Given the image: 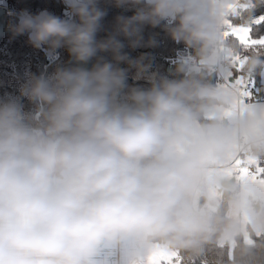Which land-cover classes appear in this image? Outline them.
Wrapping results in <instances>:
<instances>
[{"label": "clouds", "instance_id": "1", "mask_svg": "<svg viewBox=\"0 0 264 264\" xmlns=\"http://www.w3.org/2000/svg\"><path fill=\"white\" fill-rule=\"evenodd\" d=\"M63 2L9 11L71 66L0 97V264H264V44L231 34L264 40V0H110L135 13L106 39L100 0ZM145 26L184 45L170 75L124 50L158 46Z\"/></svg>", "mask_w": 264, "mask_h": 264}, {"label": "trees", "instance_id": "2", "mask_svg": "<svg viewBox=\"0 0 264 264\" xmlns=\"http://www.w3.org/2000/svg\"><path fill=\"white\" fill-rule=\"evenodd\" d=\"M0 5L8 8V25L16 21V17L9 15V11L20 12L27 9L33 14L47 10L48 12L66 18L67 6L63 0H0ZM100 6L107 10V15L102 20V30L98 32L97 39H106L114 31L116 17L119 15L132 16L134 9L117 8L110 0H100ZM264 11V9H261ZM260 13L258 12L257 15ZM261 30L264 31V22L260 24ZM145 41L150 37H155L158 46L155 48L141 47L132 49L128 47V41L124 37H119L126 45L125 51L133 58L141 54L149 53L153 57L152 71L163 75H170L174 71L175 57L179 51L184 50L183 44H176L167 33L160 27L152 28L145 26L143 32ZM36 49L28 43L27 34L13 38L12 33H7L0 40V97L8 95L19 96V90L25 83L28 74H51L57 67L71 66L68 63L69 52L67 48L57 49L55 53L45 49ZM106 60L111 61V53H100ZM94 64L96 58H93ZM126 66V65H122ZM171 68V70H168ZM134 71V70H133ZM130 85L146 86L144 80H133L129 78ZM256 85H260L257 83ZM26 109L32 105L26 98L22 99Z\"/></svg>", "mask_w": 264, "mask_h": 264}, {"label": "snow or ice", "instance_id": "3", "mask_svg": "<svg viewBox=\"0 0 264 264\" xmlns=\"http://www.w3.org/2000/svg\"><path fill=\"white\" fill-rule=\"evenodd\" d=\"M261 22H264V18H262ZM231 34L234 35L242 44L245 45H252L257 43L264 44V40L253 39L251 37L250 30L248 29L235 28L233 29ZM246 95H250V93ZM252 163L253 162L250 161L249 165H251ZM256 165L257 171L261 174H264V166L260 165L259 162H256ZM239 171L243 176L247 177L251 173V167H241L239 168ZM149 264H173V257L163 252H157L153 254L149 261Z\"/></svg>", "mask_w": 264, "mask_h": 264}, {"label": "water", "instance_id": "4", "mask_svg": "<svg viewBox=\"0 0 264 264\" xmlns=\"http://www.w3.org/2000/svg\"><path fill=\"white\" fill-rule=\"evenodd\" d=\"M8 8L4 5H0V40L3 38V36L7 33H11V31L9 30V25H8ZM71 61V57L69 54V58H68V63H70ZM94 65V61H90L88 65H86V67H88L89 69ZM168 70H171V68H169Z\"/></svg>", "mask_w": 264, "mask_h": 264}, {"label": "built area", "instance_id": "5", "mask_svg": "<svg viewBox=\"0 0 264 264\" xmlns=\"http://www.w3.org/2000/svg\"><path fill=\"white\" fill-rule=\"evenodd\" d=\"M259 89H260V85H256L255 88L253 89L254 94H256L258 97L261 96Z\"/></svg>", "mask_w": 264, "mask_h": 264}, {"label": "rangeland", "instance_id": "6", "mask_svg": "<svg viewBox=\"0 0 264 264\" xmlns=\"http://www.w3.org/2000/svg\"><path fill=\"white\" fill-rule=\"evenodd\" d=\"M68 11H69V10L67 9V13H68Z\"/></svg>", "mask_w": 264, "mask_h": 264}]
</instances>
